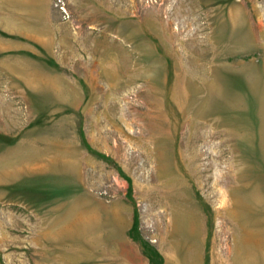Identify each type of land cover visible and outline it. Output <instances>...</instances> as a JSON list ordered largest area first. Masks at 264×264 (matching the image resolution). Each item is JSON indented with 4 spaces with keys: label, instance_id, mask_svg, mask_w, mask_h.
<instances>
[{
    "label": "rangeland",
    "instance_id": "374dc122",
    "mask_svg": "<svg viewBox=\"0 0 264 264\" xmlns=\"http://www.w3.org/2000/svg\"><path fill=\"white\" fill-rule=\"evenodd\" d=\"M0 264H264V0H0Z\"/></svg>",
    "mask_w": 264,
    "mask_h": 264
},
{
    "label": "bare ground",
    "instance_id": "6f19581e",
    "mask_svg": "<svg viewBox=\"0 0 264 264\" xmlns=\"http://www.w3.org/2000/svg\"><path fill=\"white\" fill-rule=\"evenodd\" d=\"M244 232V231H243ZM246 235V234H245Z\"/></svg>",
    "mask_w": 264,
    "mask_h": 264
}]
</instances>
